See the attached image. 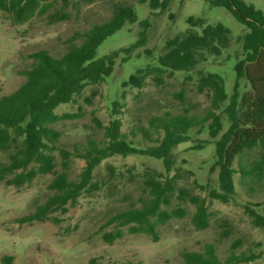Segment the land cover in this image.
<instances>
[{"label": "rangeland", "instance_id": "1", "mask_svg": "<svg viewBox=\"0 0 264 264\" xmlns=\"http://www.w3.org/2000/svg\"><path fill=\"white\" fill-rule=\"evenodd\" d=\"M121 0H94L81 6L79 11L68 9L70 17L51 23L47 18H37L30 25L12 26L0 12V96L13 92L25 77L20 71L28 68L32 59L28 55L45 50L52 56L62 54L66 39L75 31H84L92 24L106 21L113 7ZM264 13V0H243ZM135 11L137 20L126 23L122 29L108 36L97 48V58H103L114 51L126 49L114 61L113 73L101 84L89 85L67 104H61L55 113L62 116L53 127L61 133L60 147L72 150L74 143H84L87 137L101 138L93 119L103 126L112 120L111 105L114 101L121 106L115 118L121 121V131L127 140L140 146L152 145L144 140L136 127H147L151 117L166 113H183L203 117L209 107V96L198 93L196 79L198 72H212L224 79L225 91L231 96L235 83L233 66L235 56L240 54L238 38L245 32L242 26L225 8L210 6L207 0H170L165 10L151 11L148 3L138 0H125ZM189 17L204 19L206 24H222L229 30V43L220 56H207L199 61L190 72H165L159 84L151 77L142 88L129 85L128 79L147 64H155L156 58L166 51L165 43L176 36L184 35L190 29ZM148 20L146 44L131 48L142 30L141 22ZM200 32L199 28L195 29ZM150 51V56L144 50ZM241 92L247 91L244 81H240ZM225 105V104H223ZM223 131L226 129V117ZM197 133L191 131L189 141L180 144L173 151L174 166L169 177L177 174L179 179L173 189L171 202L163 206L166 212L176 209L184 211L175 215L163 225L156 226V240L146 234H131L127 227L121 228L122 237L112 244L103 239L104 233L115 230L106 225L114 214L127 209L140 196H144L143 173L147 170L164 173L159 160L146 156L114 155L102 161L94 170L92 182L98 190L91 195H81L68 212H54L51 216L58 219L57 225L45 220L32 224L15 222L21 216L33 212L51 194L47 185L52 175L38 176L31 184L16 188L0 182V258L11 255L14 264H88L91 259L96 264H182L180 253L183 250L200 251L206 243L215 245L221 261L229 255L232 245L240 244L235 253L249 250L257 258L245 264H264V228H256L245 207L249 206L263 213L264 187H254L249 194L240 185V175L233 176V195L228 203L210 198V191L221 192L219 187V167L215 161V141L207 126ZM251 151L244 155L246 163L255 155ZM56 161L59 155L55 152ZM7 161V155L0 152V163ZM239 160L233 168L238 171ZM84 167V161L72 158L69 177L75 179ZM59 169V167H58ZM111 169V170H109ZM181 192L198 197L205 202L209 215V225L196 229L192 224L195 207L180 200ZM187 198V197H186ZM244 264V263H243Z\"/></svg>", "mask_w": 264, "mask_h": 264}, {"label": "trees", "instance_id": "2", "mask_svg": "<svg viewBox=\"0 0 264 264\" xmlns=\"http://www.w3.org/2000/svg\"><path fill=\"white\" fill-rule=\"evenodd\" d=\"M148 3L151 11L166 9L170 0H138ZM210 6L225 8L242 26L245 32L239 36L240 54L235 56L233 71L235 83L228 97L222 76L212 72H198L196 90L207 93L209 107L203 117L183 113H166L148 119L147 127H136L144 140L152 145L140 146L127 140L121 131V121L115 118L120 114L118 102L111 105L112 120L103 126L93 119L95 127L102 132L101 138L87 137L84 143H74L72 150L60 147L61 133L53 127L62 116L55 113L61 104L74 100L85 87L101 84L114 70V61L126 49L114 51L103 58H97V48L110 35L122 29L126 23L137 20L132 7L121 0L113 7L112 15L104 22L92 24L84 31L73 32L65 41V51L52 56L45 50L28 55L31 65L20 71L25 77L13 92L0 96V152L7 155V161L0 163V182L6 186L20 188L29 185L38 176L52 175L47 185L50 195L29 214L15 220L18 224H32L48 220L57 225L59 220L51 215L59 211L68 212L83 194L91 195L98 190L92 182L95 168L104 160L120 155L146 156L161 161L164 173L147 170L143 173L145 195L140 196L130 206L113 216L106 225L115 230L104 233L103 239L112 244L121 238V228L127 227L131 234H146L156 240V226L163 225L175 215L184 211L176 209L171 213L162 209L171 202L174 186L179 179L177 174L169 177L174 166V149L189 141L191 131L196 128L201 133L204 123L209 121L207 131L215 141V163L219 167V187L221 192L210 191V198L222 203L230 201L233 195L234 174L240 175V185L249 194L254 187H264V13L243 0H207ZM94 0H0V12L12 26L30 25L33 20L45 17L54 23L70 17L68 9L79 11L81 6ZM190 29L182 36H176L165 43L166 51L156 58L155 64H147L128 79V84L142 88L151 77L161 84L162 74L168 72H190L199 61L207 56H220L229 43V30L222 24H206L204 19L189 17ZM142 30L135 45L146 44L148 20L141 22ZM199 28L200 32L195 29ZM144 53L150 56V51ZM244 81L247 91L241 92L240 81ZM225 104V105H223ZM226 117L227 127L223 131ZM256 151L255 155L243 163L244 155ZM55 152L59 155L56 161ZM72 158L84 161V167L75 179H70L69 170ZM239 160L238 171L233 164ZM59 167V169H58ZM111 170V169H109ZM187 197V198H186ZM180 200L195 207L192 224L196 229L209 225V215L205 202L198 197L181 192ZM245 210L256 228H264L263 213L249 206ZM232 245L229 255L221 261L214 244L206 243L200 251L183 250L180 253L182 264H245L257 257L247 255L249 250L235 253L239 245ZM0 264H14L11 255H3ZM88 264H96L91 259ZM123 264H135L131 261Z\"/></svg>", "mask_w": 264, "mask_h": 264}]
</instances>
